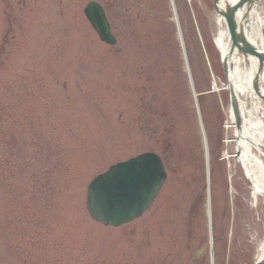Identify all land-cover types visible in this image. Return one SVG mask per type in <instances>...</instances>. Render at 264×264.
I'll return each instance as SVG.
<instances>
[{
  "label": "rangeland",
  "instance_id": "rangeland-1",
  "mask_svg": "<svg viewBox=\"0 0 264 264\" xmlns=\"http://www.w3.org/2000/svg\"><path fill=\"white\" fill-rule=\"evenodd\" d=\"M91 1L115 45L84 14ZM175 1L0 0V264H211L209 250L193 260L211 237L214 264L255 260L264 198L225 154L237 137L221 24L213 0ZM144 151L168 171L153 206L121 227L93 220L90 181Z\"/></svg>",
  "mask_w": 264,
  "mask_h": 264
},
{
  "label": "water",
  "instance_id": "water-1",
  "mask_svg": "<svg viewBox=\"0 0 264 264\" xmlns=\"http://www.w3.org/2000/svg\"><path fill=\"white\" fill-rule=\"evenodd\" d=\"M251 1L239 0L237 3H225L214 0V9L225 19L230 33V55L235 52L244 58L256 57L259 62L254 88L264 98L260 88V74L264 69V50L255 46L245 30L246 16ZM243 8L244 16L240 11ZM86 14L92 21L102 39L114 43L103 8L92 2L86 8ZM223 64L230 91V103L241 125V113L238 96L230 80L228 58L223 56ZM167 177L162 159L155 153H145L130 160L119 162L106 173L99 175L90 185L88 206L92 215L106 224L118 225L126 222L149 207L157 196ZM264 264V259L257 263Z\"/></svg>",
  "mask_w": 264,
  "mask_h": 264
},
{
  "label": "bare ground",
  "instance_id": "bare-ground-1",
  "mask_svg": "<svg viewBox=\"0 0 264 264\" xmlns=\"http://www.w3.org/2000/svg\"><path fill=\"white\" fill-rule=\"evenodd\" d=\"M172 1L176 2L175 0ZM222 1L221 5L224 6L225 3H231L232 5L239 0ZM261 2L262 0L251 1V7L246 16L245 30L251 42L264 50V6ZM240 14L244 16L243 8ZM217 15L221 25L215 38V43L220 52L228 58L230 80L237 95L240 97L239 106L241 113V125L239 126L232 107H229L227 128L234 130L237 137V145L236 152L229 153V150L226 149L225 154H227L226 158L228 161L232 162L231 160L233 159V161L243 167L249 181V190L251 191V194L247 193L248 198L260 202V198H264V98L258 95L254 88L259 62L256 57L244 58L236 52L232 55L229 54L231 44L227 23L219 13ZM176 16L175 20L177 21ZM179 31L180 38H183L181 28H179ZM214 87L215 90H218L217 80L214 81ZM260 88L264 92V69L260 74ZM209 185L210 189H208V192L211 194L212 185L211 183ZM232 187L234 188L233 184ZM210 194L209 196H211ZM243 201L245 205L247 197L246 201L245 199ZM263 255L264 241L259 245L258 254L254 262Z\"/></svg>",
  "mask_w": 264,
  "mask_h": 264
}]
</instances>
